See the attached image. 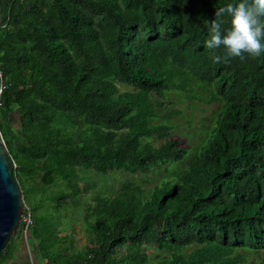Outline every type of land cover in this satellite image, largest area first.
I'll use <instances>...</instances> for the list:
<instances>
[{"label": "trees", "instance_id": "obj_1", "mask_svg": "<svg viewBox=\"0 0 264 264\" xmlns=\"http://www.w3.org/2000/svg\"><path fill=\"white\" fill-rule=\"evenodd\" d=\"M2 1L0 131L21 189L59 185L61 212L93 185L80 168L144 175L84 206L88 245L33 239L35 254L146 264L153 247L149 264H264V54L205 46L227 0ZM186 129L201 144L174 136ZM23 239L19 227L0 264Z\"/></svg>", "mask_w": 264, "mask_h": 264}, {"label": "rangeland", "instance_id": "obj_2", "mask_svg": "<svg viewBox=\"0 0 264 264\" xmlns=\"http://www.w3.org/2000/svg\"><path fill=\"white\" fill-rule=\"evenodd\" d=\"M186 102L176 104V107L182 110L183 114L179 116H175V118L181 119L182 123L187 121L188 112L191 110L190 108H186ZM204 109V108H203ZM207 110V109H204ZM196 111V110H195ZM198 112V111H196ZM195 117H200L196 115ZM18 117H15V123H18ZM197 124V123H194ZM193 126L195 127V125ZM185 124H183L184 126ZM186 134L183 132H177L174 136L182 141V144H186L187 139L189 137L193 138L195 136L196 142L201 144V134L199 133H192L185 130ZM188 131V132H187ZM77 181L82 185L85 184H93L91 189L86 192H82L79 195V200L71 198L70 202L71 205L68 204V208H64L61 212H57L53 202L49 199V195L53 194L51 192H55V194L59 191V185H54L52 188L47 189L44 188L40 184H36L33 182H28L23 180V195L25 202L32 208L33 212V224L30 227L29 234H28V242L29 244H33L32 241H36L39 238L45 244L53 243L54 242V249L52 252H58L59 248L63 244V242H69L71 240H75L77 247L83 248L84 246L88 245V235L84 229V222H83V214H84V206H86L89 202L93 200V197L98 195L99 193L102 194H112L116 189L120 187L122 181L128 178H137L140 181V178L144 176L143 174H133V173H126L121 176L117 174H102L93 169H78ZM157 179H154L155 182ZM146 183L145 181H143ZM145 186V185H144ZM64 187V185H63ZM66 190H70L68 187H65ZM67 207V206H66ZM61 232V234L56 232V228ZM21 230V228H20ZM64 235L65 237H62ZM37 236V237H36ZM34 239V240H33ZM146 252L149 256L148 261L146 264H149L150 261L154 262L155 257L157 255V251L153 247L146 248ZM41 259H43V254L41 251H38V254ZM46 262L47 260L43 259L42 262ZM134 264H142L145 261H142L141 258L132 260Z\"/></svg>", "mask_w": 264, "mask_h": 264}, {"label": "clouds", "instance_id": "obj_3", "mask_svg": "<svg viewBox=\"0 0 264 264\" xmlns=\"http://www.w3.org/2000/svg\"><path fill=\"white\" fill-rule=\"evenodd\" d=\"M209 22L210 28L204 40L209 50L223 48L225 59L264 54V0H227L216 7L215 19ZM0 137L5 143L1 131ZM26 206L29 205L25 202V211Z\"/></svg>", "mask_w": 264, "mask_h": 264}, {"label": "water", "instance_id": "obj_4", "mask_svg": "<svg viewBox=\"0 0 264 264\" xmlns=\"http://www.w3.org/2000/svg\"><path fill=\"white\" fill-rule=\"evenodd\" d=\"M24 211L23 192L0 137V254L18 231Z\"/></svg>", "mask_w": 264, "mask_h": 264}, {"label": "crops", "instance_id": "obj_5", "mask_svg": "<svg viewBox=\"0 0 264 264\" xmlns=\"http://www.w3.org/2000/svg\"><path fill=\"white\" fill-rule=\"evenodd\" d=\"M0 2V23L3 21V19L6 17V9L5 5ZM24 250L23 252H19L16 254V257L14 258V263L16 264H47L45 261L42 262L38 258V255L35 254L36 247H32L24 241L23 244Z\"/></svg>", "mask_w": 264, "mask_h": 264}, {"label": "built area", "instance_id": "obj_6", "mask_svg": "<svg viewBox=\"0 0 264 264\" xmlns=\"http://www.w3.org/2000/svg\"><path fill=\"white\" fill-rule=\"evenodd\" d=\"M0 77H2V73L0 71ZM4 83L3 81H0V106L2 105V94L4 91ZM33 224V215L31 208L29 206H26V211L24 212L22 216V221H21V231L24 236V241L27 243L28 239V234L31 225Z\"/></svg>", "mask_w": 264, "mask_h": 264}]
</instances>
